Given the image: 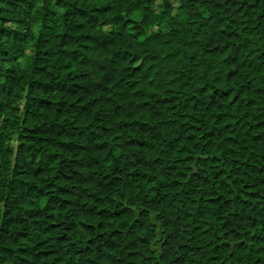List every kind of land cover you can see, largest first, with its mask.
Instances as JSON below:
<instances>
[{"label":"trees","instance_id":"1","mask_svg":"<svg viewBox=\"0 0 264 264\" xmlns=\"http://www.w3.org/2000/svg\"><path fill=\"white\" fill-rule=\"evenodd\" d=\"M0 264H264V0H0Z\"/></svg>","mask_w":264,"mask_h":264}]
</instances>
